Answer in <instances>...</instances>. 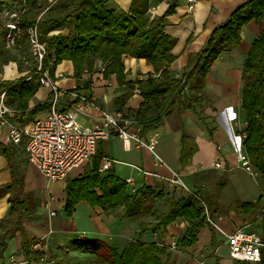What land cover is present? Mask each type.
Wrapping results in <instances>:
<instances>
[{"label":"trees","instance_id":"1","mask_svg":"<svg viewBox=\"0 0 264 264\" xmlns=\"http://www.w3.org/2000/svg\"><path fill=\"white\" fill-rule=\"evenodd\" d=\"M168 2L169 6L163 14L151 17L148 12L149 0H133L128 10L115 7L111 0H0V65L13 60L19 61V69L23 68L19 55L29 50L28 27L37 24L41 39L47 45L45 65L55 57L56 60L51 65L53 71L63 59H71L78 82L77 90L91 88L92 81L84 79L83 73L93 70L97 60L106 64L104 75L115 73L120 84L130 87L128 92L117 97V104L123 105L137 85L144 100L136 110L135 119L143 125V134L147 128L161 122L163 116L171 112L172 106L181 100L187 83L197 87L206 84L213 62L224 51H232L240 44L245 24L264 18V0H246L238 5L225 22L214 28L204 47L198 53L190 55L182 78H175L170 66L178 57L173 52L177 39L166 31L165 24L168 15L176 11L178 0ZM7 7L23 9L20 14L21 32L12 49L6 47L8 28L6 18L2 15ZM65 29L69 30L67 34L62 32ZM55 30L60 32L52 33ZM124 55L146 58L159 75L151 73L137 81L127 79ZM30 72L27 77L0 81V93L7 90V103L20 112L21 120L26 116H34L51 104L48 99L33 107L29 106L30 99L41 86L39 74L34 73V70ZM242 79V107L247 123L242 143L249 162L258 169L264 181V28L246 54ZM201 100L200 96L194 98L197 102ZM200 117L202 120L206 118L203 114ZM21 144L25 146V143ZM98 152L99 155L93 158V167L83 177L67 180L65 213L72 216L81 200H87L93 206L101 205L104 209L124 206L125 215L132 218L151 212L153 201L163 197L162 190L156 191L150 186H144L133 193L128 192L127 182L114 171L109 170L103 174L99 170L103 154L99 148ZM0 153L8 159L12 172V180L0 184V199L9 193L12 205L10 216L16 218V228L23 237L22 249L32 263L37 259L32 247L35 240L28 238L20 223L22 214L31 212V201L26 199L29 197L24 191V174L18 169L15 143L6 145L0 140ZM185 159L183 153L182 160L186 162ZM260 201H264V194L255 202L242 201L240 206L248 213ZM203 211L199 200L192 194L180 199L173 198L169 208L157 219L140 222L138 237L130 241L122 252L116 245L107 244L100 239L75 238L74 243L77 247L96 254L95 264H173L166 247L155 241H145L143 234L147 231L165 230L171 223L182 219L186 221V228L176 244L184 248L190 247L197 242L199 231L209 225ZM262 237L264 239V230ZM214 240L215 234L212 242ZM0 246H5L3 240L0 241ZM165 252L166 257L163 256ZM256 264H264V249L261 260Z\"/></svg>","mask_w":264,"mask_h":264},{"label":"crops","instance_id":"2","mask_svg":"<svg viewBox=\"0 0 264 264\" xmlns=\"http://www.w3.org/2000/svg\"><path fill=\"white\" fill-rule=\"evenodd\" d=\"M244 1L246 0H196L194 7L190 9L188 0H178L176 11L168 15L165 24L166 31L177 39L173 52L178 54V57L170 66L175 78H182L183 72L189 64L190 55L198 53L206 44L214 28L225 22L231 12ZM111 2L117 8L128 10L133 0H111ZM168 6V0H149L148 12L151 17L161 15ZM263 28L264 18L251 20L245 24L242 28L240 44L232 51H224L213 62L206 78V84L197 87L187 83L182 91L181 100L172 106L171 112L165 114L161 122L147 128L145 133L141 134L140 130V134L147 139L153 136L158 138L155 150L162 160H158L154 152L148 147L140 146L134 140L111 135L108 138L101 139L98 148L103 155L114 158V162L110 168L102 171L101 158L99 170L103 174H106L109 170L114 171L118 177L127 182L128 192L130 193L141 187L150 186L156 191L163 190L164 193L173 189L176 194L173 193L172 195L176 199H180L183 196L178 195L177 186L170 184L169 180L175 172L180 173L181 176H188L201 167H213V164H216L217 161L222 162V166L217 169L224 170L227 165L235 166L238 162V153L234 150L233 144L229 142L225 131L234 136L237 130L235 122L232 120L233 117L235 118L238 115L240 119H243V80H240L241 93L237 96L240 86L235 71L238 64L237 58L241 56L238 73H242L246 54ZM58 32L60 31L55 30L52 33ZM62 32L67 34L69 30L65 29ZM241 47L245 48L240 51ZM123 60L126 71H128L127 79L129 80L137 81L146 78L151 73L155 76L159 75L155 72L153 64L148 62L146 58L124 55ZM102 66H106V64L101 60H97L93 70H86L83 73V78L91 80L92 86L78 91L91 95L92 99L101 108L110 111L122 110L135 117L136 110L144 100L139 88L136 85L132 95L123 105L117 104V97L128 92L130 87L127 84H120L115 73L108 76L104 75V70L101 69ZM33 69V64L29 61L23 64L22 69H19L17 62L9 61L4 64L0 72V81L27 77L31 74L30 71L33 72ZM51 73L53 79L62 89L61 106L65 107L64 104L74 98L64 91L74 90L78 86L77 79L74 76L73 61L63 59L53 71L51 70ZM232 88H234V92H232ZM196 96H200L202 100L200 102L194 101ZM50 97L51 89L41 84L35 95L30 99L29 106L33 107L50 99ZM238 107H241L240 110ZM47 109L39 111L34 116H26L23 120L20 119L19 112L17 120L27 122L36 116L45 114ZM85 112L86 114H80L79 118L87 124L90 115H96L97 110L93 107H86ZM201 114L206 117L204 120L200 117ZM210 119L214 121V126L209 123ZM142 127L143 125H141V129ZM185 135L186 138H184ZM0 140L6 145L13 143L9 140L7 128H0ZM15 145L17 148L16 156L19 160L18 169L24 174V191L27 192L29 197L26 199L28 202L31 201V212L22 214L20 223L23 225L28 238L35 240L32 247L36 252V256L39 251H47L51 253L54 260L53 264L64 263V260L57 258L55 254L66 256L64 257L66 264H74L68 258H75L78 255H88L89 257H95L94 259L97 260L96 254L77 247L74 239H100L107 244L116 245L119 251L122 252L130 241L138 237L135 230L130 226L129 218L131 220L133 218L125 215L124 206L117 208L120 211L118 212L116 209H104L101 205L93 206L87 200H81L77 203L72 216L55 218L59 214V209L64 210L67 180L83 177L87 172L85 165L89 164L92 168L94 157L81 166L73 168L63 180L50 182V188L55 185L52 191L63 197L61 202H55L58 211L48 208L47 212H44L45 204L42 203L37 207V217H30L36 210V205L33 203L34 193L32 192L37 185L35 169L32 168L25 172L23 157L20 155V144ZM183 153H185L186 162L182 160ZM128 178L131 179V182L127 181ZM11 180L12 172L9 161L0 153V184L8 183ZM163 201L165 203L164 199ZM51 204L50 202L48 205ZM11 210L12 205L8 193L0 199V241L3 240L5 243V246H0V264H36L39 261L38 257L30 263V260L24 254L22 233L16 228V218L10 216ZM53 210L56 211L55 214H51ZM10 218L15 221L16 234H11L14 231H5V222ZM185 228L186 221L178 219L168 225L165 230L145 232L142 238L147 242L155 241L160 245H164L166 252L171 254V261L174 259L173 264H199L198 257L202 256L206 245L212 242L213 235H208L209 227L205 226L199 231L198 240L194 245L185 248H179L180 246L177 245L176 248L178 249L171 251V244L176 240L175 234L178 235L177 238L179 239ZM222 238L224 237L222 236ZM223 241L224 245L221 248L216 246L211 254L216 259V264L239 261L231 257L225 238ZM212 244L215 246V240ZM14 257L18 260L17 263H10ZM253 263L251 262V264Z\"/></svg>","mask_w":264,"mask_h":264},{"label":"built area","instance_id":"3","mask_svg":"<svg viewBox=\"0 0 264 264\" xmlns=\"http://www.w3.org/2000/svg\"><path fill=\"white\" fill-rule=\"evenodd\" d=\"M24 1V0H21ZM189 8L192 9L196 0H188ZM23 10V9H22ZM21 9L5 8L3 16L6 18L8 28L6 34V47L13 48L17 36L21 32ZM29 48L36 62L34 73L39 74V80L43 86L51 89L50 107L43 115L36 116L27 122H19V112L7 103V90L0 93V128H7L9 140L15 144L25 143L29 162L43 173L49 180H63L70 171L98 156V144L101 139L111 135H118L124 139L134 140L140 146H146L154 152L158 160H162L156 152L158 138L150 139L140 134L141 123L134 116L122 111H110L101 108L91 95L74 90H65L74 99L67 101L61 106L62 89L53 79L51 65L56 60L53 57L48 65L44 58L47 54V45L41 39L38 25L28 27ZM102 70L105 66L101 67ZM185 83V80H183ZM86 107L97 110L96 115H90L89 123H83L79 116L86 114ZM246 155L242 156L243 163L251 170V163ZM114 158L108 155L102 156V167L104 171L110 168ZM216 167H221L222 162L217 161ZM173 182H183L181 174L175 172ZM131 182V179H127ZM203 207L207 221L212 224L225 238L229 246L231 257L239 261L257 263L261 260L264 249V239L261 234L249 229L247 226H238L232 230H226L216 222L207 201L197 192L190 190ZM56 211H51L55 214Z\"/></svg>","mask_w":264,"mask_h":264},{"label":"rangeland","instance_id":"4","mask_svg":"<svg viewBox=\"0 0 264 264\" xmlns=\"http://www.w3.org/2000/svg\"><path fill=\"white\" fill-rule=\"evenodd\" d=\"M245 47H241L240 51H242ZM15 51V50H13ZM240 57L237 58L238 64L236 65V73L237 78L239 79L240 86L238 88L237 96L241 93V81L242 73H238L239 71V64H240ZM20 62L23 64L29 61L33 64V70L36 69V62L32 57V53L30 48L27 52L19 55ZM13 62V60H12ZM19 63V61H14ZM4 65H0V72L2 71ZM1 78V76H0ZM241 80V81H240ZM232 92H234V88H232ZM239 102V97H238ZM238 105V103H237ZM239 110L241 107H238ZM243 111V119L237 117H233V121L235 122L236 126V134L231 136L230 133L225 131V135H227L229 142L233 144L234 150L238 153V162L235 166L227 165L226 169H217L218 167L213 164V167L204 168L201 167L195 172L189 174L188 176H181L183 182H173L170 181V184H174L177 186L176 189L178 195L188 196L190 190H193L200 194L208 203L210 207V211L212 212L215 220L217 223L225 227L226 229H234L237 226H248L249 228H253L254 231L258 232L259 234L263 233L264 230V201H260L256 208L248 213L244 212L240 206V202L242 201H257L261 194H264V181L261 176V173L258 171L256 167L251 164L252 169L248 170L246 165L243 163V159H240L243 155H246L245 149L242 145L243 136L245 135L246 129V120L244 117V109ZM217 122L218 119H216ZM212 126H214V121L212 119L209 120ZM192 144H194L192 142ZM20 147V155L23 157V168H25V172L31 170L32 168L35 169L36 181L37 185L34 190H32L33 194V203L36 205V210L34 213L30 215V217L35 218L37 217L36 211L37 207L45 204L44 212H47L48 208H52L58 211V207L55 205V202H61L63 197L58 195L57 193L52 191L55 185H52L50 188V182L43 173H41L35 166L31 165L27 158V151L24 145H19ZM247 156V155H246ZM247 158V157H246ZM25 166V167H24ZM91 167L89 164L85 165V170L89 171ZM61 181V180H57ZM56 182V181H55ZM163 191V190H162ZM176 192L173 189L163 192L165 203H163V199L161 200L155 199L153 201V210L147 213L144 216H140L138 218H129V222H131L130 226L135 230L136 236L138 235V229L141 221L146 220H155L159 217L163 211L169 208L170 202L174 197L172 194ZM211 196H208V195ZM175 198V197H174ZM51 205H48L49 203ZM76 208V207H75ZM119 208V207H118ZM116 211L120 212L119 209ZM75 211V210H74ZM40 213V212H39ZM74 213V212H73ZM62 216H67L63 209H59V214L55 218H61ZM127 216V215H126ZM14 219L10 218L6 220L4 228L5 231H14L11 234H16L15 226H14ZM208 235H216L215 238V246L210 242L206 245V248L202 252V256L198 257L199 264H216V259L213 258L211 255L214 252L215 247L221 248L224 245V241L222 235L218 232V230L212 225H208ZM158 237V235H157ZM178 235L175 234L176 240H174L171 244V251L176 250L177 247V240ZM200 245V243H199ZM199 245H196L197 247ZM196 247V248H197ZM183 248V247H179ZM69 252V250H67ZM57 258L64 260L63 264L65 263L66 256H61L55 254ZM163 256L166 257V252L163 253ZM39 261L36 264H53L54 260L51 257V253L47 251H39L37 254ZM95 257H89L88 255H78L77 257H70L68 258L74 264H95L96 260ZM17 259L14 257L11 259L10 263H17ZM174 261V259H172ZM171 261V262H172ZM251 264L249 261H233V262H225V264ZM7 264V263H6ZM255 264V263H253Z\"/></svg>","mask_w":264,"mask_h":264},{"label":"bare ground","instance_id":"5","mask_svg":"<svg viewBox=\"0 0 264 264\" xmlns=\"http://www.w3.org/2000/svg\"><path fill=\"white\" fill-rule=\"evenodd\" d=\"M240 159H242V157Z\"/></svg>","mask_w":264,"mask_h":264}]
</instances>
